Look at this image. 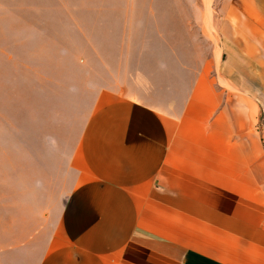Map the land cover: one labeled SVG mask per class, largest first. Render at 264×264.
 Returning <instances> with one entry per match:
<instances>
[{"label": "crops", "instance_id": "0c3cea01", "mask_svg": "<svg viewBox=\"0 0 264 264\" xmlns=\"http://www.w3.org/2000/svg\"><path fill=\"white\" fill-rule=\"evenodd\" d=\"M228 1L181 101L94 97L25 264H264V0Z\"/></svg>", "mask_w": 264, "mask_h": 264}, {"label": "rangeland", "instance_id": "374dc122", "mask_svg": "<svg viewBox=\"0 0 264 264\" xmlns=\"http://www.w3.org/2000/svg\"><path fill=\"white\" fill-rule=\"evenodd\" d=\"M228 3L0 0V264L26 263L94 97L181 101L218 69Z\"/></svg>", "mask_w": 264, "mask_h": 264}]
</instances>
